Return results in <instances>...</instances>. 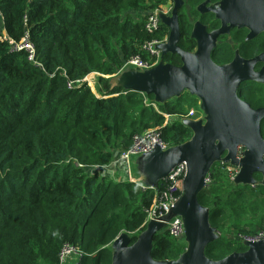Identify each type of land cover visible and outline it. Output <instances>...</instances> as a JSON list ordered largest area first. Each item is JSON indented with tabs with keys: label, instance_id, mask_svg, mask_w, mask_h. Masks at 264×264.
<instances>
[{
	"label": "trees",
	"instance_id": "trees-1",
	"mask_svg": "<svg viewBox=\"0 0 264 264\" xmlns=\"http://www.w3.org/2000/svg\"><path fill=\"white\" fill-rule=\"evenodd\" d=\"M201 1L189 2L191 16ZM162 4L171 5L168 0H0V264H60L67 242L83 249L82 264H111L112 242L123 231L135 240L145 228L158 190L118 181L101 167L150 128L160 127L170 145L193 135L183 120L200 109L189 92L156 102V108L150 104L153 95L109 83L108 76L123 69L143 42L168 37L163 24L155 33L145 27L146 12ZM184 9L180 46L193 51V22ZM206 24L212 30L221 23L210 14ZM27 34L35 60L10 43ZM233 35L243 40L246 34L234 30ZM165 61L181 64L177 55ZM92 73H97L93 82L82 80ZM80 80L69 87V81ZM237 94L252 107L264 106V84L242 83ZM226 169L216 163L210 173L218 170L217 177L199 196L221 233L206 250L215 260L245 251L241 235L264 229V186L235 187ZM159 189L164 191L163 182ZM250 200L256 220L246 217ZM185 249L167 228L155 236L152 255L177 259Z\"/></svg>",
	"mask_w": 264,
	"mask_h": 264
},
{
	"label": "water",
	"instance_id": "water-1",
	"mask_svg": "<svg viewBox=\"0 0 264 264\" xmlns=\"http://www.w3.org/2000/svg\"><path fill=\"white\" fill-rule=\"evenodd\" d=\"M172 1V11L160 14L169 35L157 45L162 51L159 64L148 69L123 68L116 75L108 76L109 83L112 88L153 95L160 104L189 92L200 101L203 116L197 120H183L193 133L187 141L167 149L156 147L136 156L135 173L132 174L131 168L132 181L143 188L157 189L158 201L164 199L160 183L175 167L186 162L188 171L183 193L167 215L150 219L135 240L129 232L123 231L111 244V264H264V240H245V251L233 252L219 260L210 258L207 247L221 234L211 223V207L199 200L216 163L238 169L233 180L235 186H264V107L253 108L237 94V88L245 80L264 83V52L251 60L238 56L230 64H218L213 59L220 47V37L230 35L233 29L247 28L246 41L264 33V0H204L199 3L195 10L203 16L213 14L221 25L209 30L202 19L196 20L191 32L197 44L193 51L180 46V12L187 2ZM169 54L179 56L181 64L165 61ZM256 62L263 63L257 72L254 71ZM243 92L241 90V96ZM242 146L245 151H239ZM255 173H260L262 179H257ZM176 218L184 223L186 249L177 259L157 260L152 255L155 236ZM75 264H82V261Z\"/></svg>",
	"mask_w": 264,
	"mask_h": 264
},
{
	"label": "built area",
	"instance_id": "built-area-1",
	"mask_svg": "<svg viewBox=\"0 0 264 264\" xmlns=\"http://www.w3.org/2000/svg\"><path fill=\"white\" fill-rule=\"evenodd\" d=\"M169 5L167 7L170 8L172 6V0H168ZM169 13L170 10H161L156 8L153 11H147L145 17V27L148 32L155 33L159 31L162 25L160 14ZM167 40L165 39L159 40H151L143 42L140 45L139 53L128 59L123 68L132 67L136 69H148L156 66L162 59V51L157 48V45ZM12 45V49L14 51L26 50L29 53L30 59L35 60L36 51L34 44L30 41V36L27 34L20 43H16L14 41L10 42ZM89 77H85L82 80H88ZM80 81H69L68 85L70 88L75 87ZM127 93V92H125ZM154 107L157 108L156 101L150 103ZM167 117H170V114H165ZM198 115V112L195 109H192L187 117L194 118ZM203 116V115H202ZM201 117V116H200ZM171 145L163 139L161 128H150L145 130L142 133L136 134L132 138V144L128 149L120 151L115 155L113 161L109 165H105L101 167L102 170L106 172V176H110L113 178L121 179H129L132 180L131 176V159L133 156H137L140 154L148 153L153 151L156 147H161L162 149H167ZM223 164V163H222ZM225 165V164H223ZM227 166V165H226ZM188 167L187 163L183 162L175 167L172 172L162 181L164 185L163 200L156 201V204L149 211V216L147 222H149L152 218H161L167 215L170 210L175 206L176 202L179 200L183 193V181L184 177L187 173ZM124 172L126 175H124ZM226 172L228 174L229 179L233 182L238 174V169L233 166H227ZM212 174L210 173L207 178V187H209L213 183ZM157 209V211H155ZM146 222V224H147ZM145 224V225H146ZM167 228L170 234L180 240H183L185 237V228L184 223L181 218H176L173 221L167 224ZM166 228V229H167ZM221 234V233H220ZM256 235V234H254ZM254 235L243 236L245 240L249 241H259L264 240V231H261L256 236ZM85 256V252L83 249L77 245L70 242H67L61 248L59 261L60 264H67L71 259H81Z\"/></svg>",
	"mask_w": 264,
	"mask_h": 264
},
{
	"label": "flooded vegetation",
	"instance_id": "flooded-vegetation-1",
	"mask_svg": "<svg viewBox=\"0 0 264 264\" xmlns=\"http://www.w3.org/2000/svg\"><path fill=\"white\" fill-rule=\"evenodd\" d=\"M191 0H186L187 5H190L191 8L193 7L191 4H189ZM204 1V0H203ZM218 0H213L212 2H215ZM202 2V1H201ZM200 2V3H201ZM199 4V3H198ZM198 4L194 7V9H196V7L198 6ZM186 5V6H187ZM186 6L184 8H186ZM183 8V9H184ZM192 10V9H191ZM197 12V11H196ZM213 15V14H212ZM210 16V14H205V16L201 15V13L197 12V15L194 16L195 17V21L198 19H202L203 22L206 24V19ZM194 21V22H195ZM193 22V25H194ZM221 23V22H220ZM221 25V24H220ZM209 28V26H208ZM193 29V27H192ZM210 30V29H209ZM213 30V29H212ZM239 31L240 34L241 33H245V38L243 40H238L235 38V36L233 35V31ZM192 32V31H191ZM249 33V30L247 28H243V29H238L235 28L232 30L230 35H225V36H221L219 39V48L217 49V51L215 52V54L213 55V59L215 60V62H217L218 64H230L232 63L238 56L245 59V60H251L253 58H255L256 56L260 55L261 53H263L264 51L259 50L260 46H262V44H264L263 42V38H262V34H259L256 38L251 39L249 41H246V37ZM196 42V41H195ZM197 46V44H196ZM256 46V54L255 51H253V47ZM196 49V48H195ZM194 49V50H195ZM263 67V63L261 62H256L254 64V71H260ZM246 82H250V80H245V82L242 83H246ZM240 83V84H242ZM258 83V82H256ZM253 84V83H252ZM259 84H264V83H259ZM238 91V88H237ZM200 103V101H199ZM250 104V103H249ZM251 105V104H250ZM252 106V105H251ZM264 106H260V107H253V108H263ZM203 115V112H202ZM196 119H200L199 115H196ZM262 134L264 136V119L262 121ZM239 151H245V147H240ZM258 173H255V177ZM258 175L261 176V174L259 173ZM257 178V177H256ZM257 179H262V176L257 178ZM235 186V185H234ZM238 187V186H235Z\"/></svg>",
	"mask_w": 264,
	"mask_h": 264
},
{
	"label": "rangeland",
	"instance_id": "rangeland-1",
	"mask_svg": "<svg viewBox=\"0 0 264 264\" xmlns=\"http://www.w3.org/2000/svg\"><path fill=\"white\" fill-rule=\"evenodd\" d=\"M172 7H173V4H172V6L170 7V8H168L167 9V5L166 4H162L160 7H159V9H161V10H163V11H165V10H170V12L172 11ZM156 8H151V9H149V11H153V10H155ZM191 6L190 5H187L186 6V8L184 9L189 15H190V18H191V20H192V22H194L195 21V17H193V16H191ZM1 15V14H0ZM97 73H92V74H90L88 77H89V79L91 78L92 79V82H93V78L95 77V75H96ZM94 85V84H93ZM243 95V94H242ZM198 108L200 109V110H198L197 108H194L197 112H198V115H199V117L201 116L202 117V111H201V108H200V104H199V106H198ZM200 117V118H201ZM135 159H136V156H133L132 157V159H131V168H132V174L133 173H135V171H136V164H135ZM124 175H126L124 172H122ZM217 173H218V170H215V172H214V174H213V180L217 177ZM113 178V177H112ZM114 179H116V180H118V181H121V180H123V179H121V180H119V179H117V178H114ZM240 186H246V185H240ZM240 186H238V187H240ZM233 190H231V192H232ZM251 206H252V200H250L249 201V204H248V213L246 214V217L247 218H251V219H254V220H256L257 219V215H255V214H252L251 213V211H250V209H251ZM257 227V226H256ZM249 229H250V227H248ZM227 230H228V234L230 235V234H233L234 233V227L232 226V229L230 228V227H228L227 228ZM257 232H256V235L258 234V233H260L261 231H264V229H258L257 228V230H256ZM256 235H254L253 237H257ZM183 240H185V239H183ZM183 240H182V242H183ZM183 243H185V242H183ZM78 261V259H76V258H74V259H71V260H69V262L67 263V264H75L76 262Z\"/></svg>",
	"mask_w": 264,
	"mask_h": 264
},
{
	"label": "bare ground",
	"instance_id": "bare-ground-1",
	"mask_svg": "<svg viewBox=\"0 0 264 264\" xmlns=\"http://www.w3.org/2000/svg\"><path fill=\"white\" fill-rule=\"evenodd\" d=\"M127 61H128V60H127ZM127 61H126V62H127ZM135 69H136V68H135ZM196 120H197V119H196ZM187 171H188V170H187ZM186 174H187V173H186ZM185 176H186V175H185ZM184 179H185V177H184ZM152 219H153V218H152ZM79 260H82V258H81V259H79Z\"/></svg>",
	"mask_w": 264,
	"mask_h": 264
},
{
	"label": "clouds",
	"instance_id": "clouds-1",
	"mask_svg": "<svg viewBox=\"0 0 264 264\" xmlns=\"http://www.w3.org/2000/svg\"><path fill=\"white\" fill-rule=\"evenodd\" d=\"M126 179V178H125ZM125 179H123V180H125ZM134 179V178H133ZM132 181V180H131Z\"/></svg>",
	"mask_w": 264,
	"mask_h": 264
}]
</instances>
